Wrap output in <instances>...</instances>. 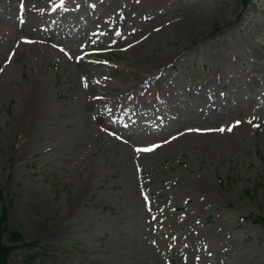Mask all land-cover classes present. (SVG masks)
<instances>
[{
    "label": "rangeland",
    "instance_id": "1",
    "mask_svg": "<svg viewBox=\"0 0 264 264\" xmlns=\"http://www.w3.org/2000/svg\"><path fill=\"white\" fill-rule=\"evenodd\" d=\"M0 69L30 264H264V0H0Z\"/></svg>",
    "mask_w": 264,
    "mask_h": 264
},
{
    "label": "trees",
    "instance_id": "2",
    "mask_svg": "<svg viewBox=\"0 0 264 264\" xmlns=\"http://www.w3.org/2000/svg\"><path fill=\"white\" fill-rule=\"evenodd\" d=\"M250 1L251 0H243L244 7H246ZM3 200L4 197L0 191V201L3 202ZM6 214V204L4 203V209L0 212V264H10L9 261L15 250H19L23 254L26 260L25 264L33 263L41 249V240H27L22 232L9 222ZM250 218L264 225V214L262 216Z\"/></svg>",
    "mask_w": 264,
    "mask_h": 264
},
{
    "label": "snow or ice",
    "instance_id": "3",
    "mask_svg": "<svg viewBox=\"0 0 264 264\" xmlns=\"http://www.w3.org/2000/svg\"><path fill=\"white\" fill-rule=\"evenodd\" d=\"M0 71H2V69H0ZM251 122V121H250ZM240 122L239 121H237V124H239ZM189 131H192V130H189ZM196 131H200L199 129H197ZM209 131H211V130H209ZM218 131H220V132H223V131H225V129L224 128H220V129H218ZM227 131H232V128L231 127H229L228 129H227ZM155 147H158V145L157 146H153V147H151V148H143V149H137V151H142V152H151V151H153L154 150V148Z\"/></svg>",
    "mask_w": 264,
    "mask_h": 264
}]
</instances>
